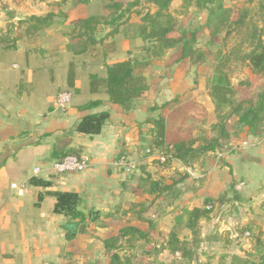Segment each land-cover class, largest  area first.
Here are the masks:
<instances>
[{"label": "crops", "instance_id": "1", "mask_svg": "<svg viewBox=\"0 0 264 264\" xmlns=\"http://www.w3.org/2000/svg\"><path fill=\"white\" fill-rule=\"evenodd\" d=\"M75 9L80 15L76 11V17H69L63 24L66 29L58 27L47 34V28L21 39L15 33L10 38L16 40L13 48L0 47V264H34L36 251L41 253L51 247L59 255L74 247L76 240L83 241L79 234L65 241L61 226L66 219L53 213V192L76 193L85 212H100L98 221H104V226L94 227V237L103 235L102 242L116 237L126 227L141 231L145 237H135L130 244L129 237L120 239L122 247L117 252L121 257H134L136 262L142 256L148 261L170 257L169 263L171 259L180 262L179 253L171 255L162 249L171 230L192 251V257L183 264L210 263L226 255H239L241 248L251 249L253 242L244 243V233L241 239L236 235L240 245L237 251L222 246L235 236L238 210L246 213L242 219L246 225L264 230V133L253 134L237 124L238 129L229 131L231 134L226 133L221 140L220 149L202 155L189 166L177 160L167 165L151 162L146 150L152 125L146 121L158 117L167 120L170 112L157 108L175 100L174 108L195 101L203 110L197 121L167 123L168 131L184 133L189 129L195 134L194 125L207 122L214 106L206 93L196 91L195 81H191L193 64L175 62L173 56L171 64L164 57L145 69L149 91L129 112L111 105L102 89L91 94L90 75L105 77L106 65L139 56L143 43L134 36L136 44H129L131 40L122 26L119 33L96 48L93 56H74L67 50L68 24L88 16L81 15L80 6ZM118 37H122L125 48L122 52ZM70 62L75 69L73 88L66 85ZM61 91L72 94L64 111L53 108ZM100 113L109 118L98 135L75 132L85 116ZM165 147L171 145L166 142ZM63 154L87 156L90 166L78 174L55 175L50 168ZM121 156L134 161L135 170L124 174L115 169L113 163ZM187 167L194 177L185 172ZM35 169L40 171L35 173ZM11 184L24 185L25 192L17 195L10 189ZM206 206L211 207L208 218L197 222L194 235L187 228L189 216L185 212L205 210ZM87 232L90 234L89 229ZM100 249L106 256L103 243Z\"/></svg>", "mask_w": 264, "mask_h": 264}, {"label": "trees", "instance_id": "2", "mask_svg": "<svg viewBox=\"0 0 264 264\" xmlns=\"http://www.w3.org/2000/svg\"><path fill=\"white\" fill-rule=\"evenodd\" d=\"M90 0H80L73 5L77 8L79 5H87ZM102 5L99 12L90 14L86 17L73 20L68 24V31L65 37L68 38L67 50L74 56H85L96 50L98 46H103L104 41L112 38L119 33L120 28L125 24L126 19L133 13L140 16L141 25L138 33L135 35L142 43V53L134 58L119 61L111 65H106V74L103 78L96 75L89 76V92L91 94L103 90L109 97L111 105L120 108L123 112H129L134 109L137 101L149 91L145 69L153 62L161 61L166 52L171 50L177 51L175 62L189 61L193 65H198L204 59V52L195 48L196 38L194 34L187 31L179 23L170 12L169 8L174 0H134L124 6L119 0H100ZM186 7L192 6L196 10L207 11L206 26L210 27L214 24L215 34L221 28L230 25L225 10L220 5V0H180ZM237 1V0H231ZM140 2L146 5L154 6L153 12L141 14V11L134 10L139 6ZM261 6H264L261 3ZM248 12H245V15ZM67 14L64 13L63 16ZM54 15L48 13L45 16H31L21 25L23 29L17 34V39L22 37H32L38 32L47 29L53 25ZM243 18L235 22V27H239L243 23ZM262 26L255 28L254 32H250L249 36L256 40L255 44L243 56V60L248 64L249 69L254 75H264V17L261 21ZM104 29L109 31L100 36V32ZM127 36L128 33H124ZM248 35V34H247ZM16 40H10L13 45H5L4 50L14 47ZM1 43L8 42L6 38L0 39ZM75 69L74 64L70 62L66 70V85L69 88L74 87ZM209 96L214 110L222 111L223 108L229 109L228 116L222 118L219 126H216V135L212 138L203 137L202 132L192 134L187 129L184 133L179 131H168V122H180L185 124L188 119L194 122L203 114L202 108L195 103L189 101L176 108L173 107L175 101L168 102L157 108L160 110L167 109V120L164 117L157 119H149L146 123L152 125L150 141L148 148L150 150H161V152L169 156L161 165H167L173 160L180 161L182 164L189 166L202 155L215 152L220 149L221 140L226 135L224 122L226 119L235 117L236 123L240 127L250 129L253 134L257 132L264 133V86L261 91L256 94L255 99L242 96L237 100L233 99L236 90L230 84L228 76L223 71H218L210 76L207 80ZM196 84V82H195ZM109 118L108 114L100 113L85 116L76 126L75 132L84 135H98L105 121ZM187 119V120H186ZM168 142L171 147H165ZM66 154H63L65 156ZM153 184L150 187L153 189ZM157 184H155V188ZM158 190H160L158 188ZM56 203L53 213L62 215L66 222L61 226L65 233L64 239L67 242L75 239L76 235L85 230L88 225L98 221L100 212H85L81 207V200L76 193L53 192L51 194ZM189 216L187 228L196 235L197 222L200 219L208 218L209 212L202 209H193L185 212ZM153 226V225H152ZM248 231V230H247ZM129 237L128 244L132 240L143 239L145 235L133 227H126L119 231L118 235L113 238L104 240L103 250L108 258V264H134V257L119 256L117 252L122 247L119 240ZM162 249L167 250L171 255L179 253L180 262L171 261L168 264H183V260H189L192 257V251L187 247L185 242L178 239L177 232L171 230L167 235V240ZM239 255H230L229 264H264V242L258 238L253 241L251 253L240 250ZM112 253V254H111ZM87 264H97L94 262Z\"/></svg>", "mask_w": 264, "mask_h": 264}, {"label": "rangeland", "instance_id": "3", "mask_svg": "<svg viewBox=\"0 0 264 264\" xmlns=\"http://www.w3.org/2000/svg\"><path fill=\"white\" fill-rule=\"evenodd\" d=\"M119 1L126 6L134 0ZM76 2H80V0H0V39L6 38V40H8L5 44L0 42V47L3 48L6 44L10 45V38H13L15 33L20 34L19 28L21 30L23 29L24 25H21L22 22H25L33 15L45 16L48 13H52L54 15V23L47 29V34H49L50 31L54 32L58 27H62L63 30L66 29L67 27H63V24L67 23L69 17H76V11L78 16L80 15L79 10H76L75 8L73 9V5ZM261 3L264 5V0H220V5L228 11L227 18L230 25H226V27L221 28L219 32L213 34L212 30L215 29L214 24L210 27L205 25L208 16L207 11L196 10L193 5L186 7L180 0L172 1L169 12L177 18L178 23L183 28L194 34L197 43L195 48L204 52V59L202 62L198 65L190 66L194 70L192 71L191 81L193 84L194 81L196 82L194 85H196V91L198 93H201L202 95H205V93L207 94V80L211 75L216 74L218 71H223L228 76L230 84L236 90L233 99L237 100L241 97V95L255 99L256 94L261 91L264 86V75H254L249 69L248 64L242 59L244 54L251 50L252 46L256 42L254 37L251 38L249 36L250 32L252 33L255 28H260L262 26L261 21L264 17V6H261ZM101 5L102 2L100 0H90L87 5H79L80 13L81 15L95 14L99 12ZM134 10H139V12L141 11V14H144L147 11L153 12L155 8L150 4L146 5L143 2H140V5L134 7ZM245 12L248 13L245 15ZM64 13H67L68 16H63ZM241 18L244 19L243 23L239 27H235V22ZM141 24L140 16H137L134 13L129 15L126 19L121 30L128 33V40H131V43L129 42V44H136L133 37L137 35ZM16 27L17 30H15ZM105 32V29L101 31L100 36H103ZM118 39L119 50L122 52L125 50L124 45H122V37H118ZM262 42L264 43V37L262 38ZM31 46V50L34 49L33 43ZM139 49L140 46H138L137 50ZM95 51L96 50L90 52V55L93 56ZM177 54L176 50L166 52L165 60L167 58V64H171L174 59L172 56H177ZM185 65L186 67L189 66L187 63ZM208 106L211 108L210 105ZM229 112L230 111L227 107L223 108L220 112L210 109L208 112V118L206 119L207 122L203 123L201 126L196 124L194 125L197 131L196 134H198V132H202L203 137H214L216 135L215 127L219 126L220 122L223 121L222 118L228 116ZM224 129L226 130V133H229V131L232 133L235 129H238L235 117H229L225 120ZM140 139L142 140L144 137L141 136ZM226 146L229 148L228 144H226ZM149 157L151 162H157V155H149ZM134 165L136 166L135 162ZM261 207H264V199L262 200ZM238 211L240 215L239 223L233 227L235 228V236L232 240H225L223 242V249L227 250L226 247L228 246L232 247L233 251H237L240 245L236 235L245 233L247 230L245 228L247 227L248 231L246 232H250V239L252 242L257 238L264 242L263 228L260 227L259 229L246 225V221L242 220L244 218V214L246 213L240 210ZM98 223L99 224L94 223L88 225L85 230L79 233V235H82L81 238L83 241L76 240L74 247L70 246L67 251H60L59 255H56L55 248L51 249V247L47 251H42L41 253L39 251L34 252L33 263L85 264L94 262L97 264H107V258L103 255L102 250L100 249L103 235H98L97 238L94 237V235L97 234L94 227L97 229H103L104 226L102 225L104 221H98ZM87 229H89L90 234H88ZM89 240H92L91 243H89ZM244 241V243H246V240ZM243 249L241 248V250ZM244 250L247 253H251L252 247L251 249L247 248ZM227 256L228 255L210 263L204 262L203 260H205V258L203 257L201 260L204 263L194 264H229L230 260ZM136 259V264H168L170 261V257L160 258L156 261H148L143 256ZM171 261H173V259H171Z\"/></svg>", "mask_w": 264, "mask_h": 264}, {"label": "built area", "instance_id": "4", "mask_svg": "<svg viewBox=\"0 0 264 264\" xmlns=\"http://www.w3.org/2000/svg\"><path fill=\"white\" fill-rule=\"evenodd\" d=\"M15 67V66H13ZM72 94L70 91H61L56 95L53 108L58 111L66 110L71 102ZM146 154L148 155H157V160L163 163L166 158L169 156L164 155L161 150L152 151L150 149L146 150ZM90 166V159L84 155H75L68 154L56 161L50 168V170L55 175H64V174H78L84 172ZM113 167L119 170L124 174L131 173L134 168V162L129 161L125 156H121L113 163ZM40 169H35V173H38ZM185 172L190 176L194 177V172L190 170L189 167L185 169ZM10 189L13 190L17 195H22L25 192L24 185L11 184ZM211 209L210 206H206L205 210L209 211ZM245 240L250 241L251 234L250 232H245L244 236ZM178 256V253H175Z\"/></svg>", "mask_w": 264, "mask_h": 264}]
</instances>
